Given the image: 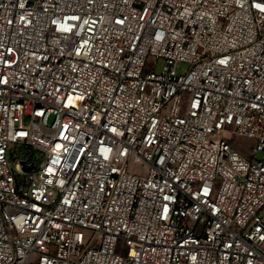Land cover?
Here are the masks:
<instances>
[{
  "label": "built area",
  "instance_id": "2783aa9c",
  "mask_svg": "<svg viewBox=\"0 0 264 264\" xmlns=\"http://www.w3.org/2000/svg\"><path fill=\"white\" fill-rule=\"evenodd\" d=\"M0 264H264V0H0Z\"/></svg>",
  "mask_w": 264,
  "mask_h": 264
},
{
  "label": "rangeland",
  "instance_id": "374dc122",
  "mask_svg": "<svg viewBox=\"0 0 264 264\" xmlns=\"http://www.w3.org/2000/svg\"><path fill=\"white\" fill-rule=\"evenodd\" d=\"M161 61L158 62L157 64V67H156V71H159L160 67H161ZM150 66V59H148L147 61V67L146 68H149ZM188 69V64H185V63H180L177 67V74H184ZM185 96V94H184ZM184 102H185V99H183V102H182V109L184 108ZM52 117L49 118V121H51ZM227 141L231 144V146L242 156L244 157L245 159L247 160H250L252 158V152H251V149L253 148L254 146V142L253 140L249 139V138H245V137H241V136H236V135H233L231 133H228V136H227ZM41 155L40 154L39 156V160L38 162L41 161ZM260 157V154H258L256 156V159H259ZM131 170H134V171H140L141 170V166L138 165V164H132L131 166ZM56 192L55 190L53 189H50V188H47L46 189V198L45 200L52 204L55 199H56ZM91 234L89 232H84V237L85 238H89ZM124 250L125 248L124 247H121L120 249V252L119 253H124Z\"/></svg>",
  "mask_w": 264,
  "mask_h": 264
},
{
  "label": "water",
  "instance_id": "95a60500",
  "mask_svg": "<svg viewBox=\"0 0 264 264\" xmlns=\"http://www.w3.org/2000/svg\"><path fill=\"white\" fill-rule=\"evenodd\" d=\"M31 169V166L24 168L25 171H29Z\"/></svg>",
  "mask_w": 264,
  "mask_h": 264
}]
</instances>
